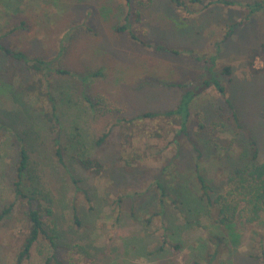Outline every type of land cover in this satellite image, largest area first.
Segmentation results:
<instances>
[{"label":"rangeland","instance_id":"1","mask_svg":"<svg viewBox=\"0 0 264 264\" xmlns=\"http://www.w3.org/2000/svg\"><path fill=\"white\" fill-rule=\"evenodd\" d=\"M216 1L0 0V43L68 72L52 74L50 89L44 81L24 94L18 87L39 76L0 52V83L14 84L6 99L0 95V124L21 136L30 155L25 193L46 195L53 211L45 228L54 247L40 234L22 264L50 256L49 264H264V214L230 232L198 198L194 146L212 196L245 162L248 137L264 159V11L246 19L245 5L260 0ZM208 77L225 96L210 86L197 97L188 134L176 140L180 117L163 113L178 106L177 85ZM47 92L56 100L61 161L42 116L50 109ZM88 99L99 104L92 108ZM12 133L0 130V213L14 204L0 222V264L16 263L31 226L27 201L15 197L20 143ZM82 155L97 159L102 172L81 168L74 158ZM212 235L224 237L216 254Z\"/></svg>","mask_w":264,"mask_h":264},{"label":"trees","instance_id":"2","mask_svg":"<svg viewBox=\"0 0 264 264\" xmlns=\"http://www.w3.org/2000/svg\"><path fill=\"white\" fill-rule=\"evenodd\" d=\"M131 0H126V3L129 4ZM176 4H179V0H173ZM219 4L224 5H234L233 2L227 0H217ZM245 7L248 10V17H255L256 13L264 11V0L254 1L251 4H246ZM235 24L232 26L229 34L232 33V29ZM115 31L117 33H123L126 31V26L116 27ZM228 36V34H227ZM136 39V37H133ZM140 44L143 47L152 48L157 51H162V47L153 46L149 43H146L142 40H139ZM164 49V48H163ZM0 52H2L7 58L11 60H15L18 63H23L26 65L27 70L33 73L35 76H39L37 83L30 82L26 87H22L20 85L18 89L20 92L24 93H33L37 91L38 87L40 88L44 81L47 88L50 89V78L52 74L56 75H66L68 72L66 70H62L59 67L55 66V61L53 60H44L41 58H30L26 54L16 51L10 48L3 46L0 43ZM175 53V52H173ZM191 54V51H190ZM213 58L210 59L212 61ZM202 61V60H199ZM204 62V61H203ZM212 65L209 66L207 72H211ZM223 72L225 74L230 73L229 67H224ZM91 76L93 74H90ZM95 75V74H94ZM14 84L6 82V84L0 83V95H5L3 98H7L9 96L8 91L13 89ZM179 88L183 89V94L181 96L180 102L175 109L169 110L163 113L164 116L172 117L179 116L180 117V128L174 137L176 140L181 138V135L188 134L187 121L190 116V108L193 101L199 97L202 93L206 91L210 86H213L217 89V91L225 96L223 87L218 82V80L214 78H205L203 81H197L193 84H179L177 85ZM39 91V90H38ZM49 99L50 109L44 110L42 108V116L46 118L48 123H50V127L52 132L55 133V147H56V155L61 158L63 156V150L59 145V131H60V122L57 111V105L55 98L51 95V93H46ZM225 98V97H224ZM90 106L95 108L99 103H92L90 99H88ZM225 102L228 106L231 107L230 101L228 98H225ZM235 114V112H233ZM157 114H146L142 117H152ZM140 118V117H139ZM0 130H4L7 132H13L11 127L6 126L5 124H0ZM12 136L20 143L19 151H18V162L16 165V178L14 184V192L17 200L25 199L29 205L27 211V217L29 222L31 223L28 236L25 238V241L22 245V249L19 252L16 263L22 264L25 259H28L30 256V249L33 244L37 241L38 236L42 234L45 236L53 245L54 237L48 233L46 230V226L51 225V221L49 218L52 217L53 211L50 206L51 200L45 195H42L41 192L33 190L27 191L25 193L24 189L27 188V180H29V172L31 171L32 162L30 160V155L23 143V139L19 134L12 133ZM100 140L98 141V143ZM248 143V155L242 164L232 169L230 172L225 174V183L221 186L220 190L214 195L211 185L207 183V180L203 173L202 169V153L197 146L195 147V174L196 180L200 189V196H198L200 201H204L205 208L208 213V217L210 220L220 229L227 227L226 229L232 232L234 225L236 222L243 223L245 225H252L258 222L262 215L264 214V159L260 158L259 148L257 146L256 141H254L251 137L247 139ZM79 166L84 170L91 171L94 173H100L103 170L102 164L97 160L86 156H78V158H74ZM158 189L160 190V196L169 197L166 193V189L158 184ZM179 196H182V192H178ZM37 196V197H35ZM173 203L175 204L176 209H181V202L178 201L177 198L172 196ZM33 200H38V205L36 208H30V204ZM44 202V205L41 202ZM14 204H11L9 207L4 208L0 213V222L5 219ZM47 217V219H45ZM214 246L215 254L218 253L220 248H225L222 246L224 242V237L220 235H212L209 238ZM263 246V243H261ZM178 247V246H176ZM262 261H264V250L262 251L261 257H258ZM51 261H55L53 256L46 258L45 264H49ZM56 264H60L56 261Z\"/></svg>","mask_w":264,"mask_h":264}]
</instances>
